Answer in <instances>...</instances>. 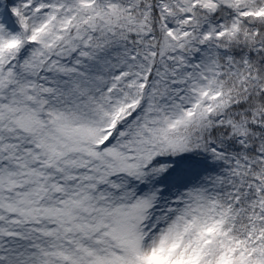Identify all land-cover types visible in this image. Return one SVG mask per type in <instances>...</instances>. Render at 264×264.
Masks as SVG:
<instances>
[{
    "label": "snow or ice",
    "instance_id": "6c2138e0",
    "mask_svg": "<svg viewBox=\"0 0 264 264\" xmlns=\"http://www.w3.org/2000/svg\"><path fill=\"white\" fill-rule=\"evenodd\" d=\"M0 264H264V0H0Z\"/></svg>",
    "mask_w": 264,
    "mask_h": 264
}]
</instances>
